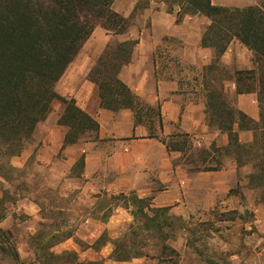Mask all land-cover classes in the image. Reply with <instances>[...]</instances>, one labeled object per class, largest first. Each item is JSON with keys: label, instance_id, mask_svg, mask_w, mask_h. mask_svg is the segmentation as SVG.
<instances>
[{"label": "crops", "instance_id": "crops-1", "mask_svg": "<svg viewBox=\"0 0 264 264\" xmlns=\"http://www.w3.org/2000/svg\"><path fill=\"white\" fill-rule=\"evenodd\" d=\"M212 2L236 8L254 3L253 0ZM131 11L124 17L128 18ZM142 17L145 20H141V26L131 25L124 34H114L97 26L55 86L60 96L74 99L80 109L98 122L99 131L87 132L76 143L64 146L68 128L59 124V119L65 105L55 101L47 119L38 124L33 135L35 141H29L20 155L12 157L11 165L21 170L34 160L33 164L44 174L48 185L58 188L64 196L73 192L87 196L91 198L92 206L103 196H136L147 200L151 208H167L170 215L183 220H203L213 211L237 208L235 204L239 197L231 190L244 184L241 176L248 177L254 171L252 165L239 166L235 157L217 169L206 170L204 165L194 170L186 163L184 150L167 146L181 144L176 138L183 134L191 137L197 146L205 145L207 149L220 139L223 146L229 143L227 134L209 124L204 101L187 97V86L181 83V77H177L182 68L174 72L172 61L164 66L161 61L171 56L167 51L163 54L165 38L168 42L165 48H170L171 41L180 42L181 60L210 63L214 52L202 46V38L211 20L197 14L187 15L177 23V16L168 11L165 3L158 2L152 3ZM130 40H136L137 44L130 63L123 66L119 78L141 99L143 108L140 111L109 110L101 105L98 86L89 79V74L113 41ZM252 59V51L236 39L222 57L225 65L235 63L239 70L252 69ZM235 89L233 83V88L227 87V92L239 109L251 119L259 120L257 95L236 94ZM239 138L241 143H250L254 131L240 130ZM205 164L216 167L209 160ZM26 200L21 211L41 220L38 203L29 198ZM256 206L260 211L259 205ZM133 210L129 202L125 207L118 205L107 222L99 218L88 221L96 240L109 229L111 237L106 244L113 246L112 253L116 240L113 233L119 232L118 228L124 223L135 221ZM141 258L113 262L142 264ZM232 259L236 262L238 257Z\"/></svg>", "mask_w": 264, "mask_h": 264}, {"label": "trees", "instance_id": "trees-1", "mask_svg": "<svg viewBox=\"0 0 264 264\" xmlns=\"http://www.w3.org/2000/svg\"><path fill=\"white\" fill-rule=\"evenodd\" d=\"M114 2L0 0V178L4 181H12L11 175L17 170L11 165V158L22 153L38 124L51 113L55 101L65 105L59 119V124L68 128L64 146L76 143L87 132L99 131L98 122L80 109L74 99L60 96L55 86L97 26L114 34L128 31L130 21L113 9ZM178 6L177 23L187 15L197 14L211 20L202 38V46L214 52L213 61L204 66L202 72L207 119L211 126L228 135L229 143L225 147L236 148L238 165H253L249 183L261 190L264 202V0L242 9L218 6L212 0H179ZM235 39L252 51V69H233L231 72L221 62ZM136 44V40H130L118 43L115 48L109 45L89 74V79L98 86L101 105L106 109L140 111L143 108L141 99L119 78L123 66L131 61ZM228 81L235 84L236 94L257 95L259 120L251 119L237 107L227 92ZM245 129L254 131L250 143L240 142L239 131ZM183 136L188 137L187 134ZM184 144L167 146L185 151ZM200 168L195 166L193 169ZM215 168L218 167L205 166L206 170ZM130 197L135 205L140 204L137 211L133 210L135 220L142 219L145 230L153 231L155 228L157 233H163L165 222L161 217H167L169 210L151 208L147 200ZM7 214V202L2 196L0 222ZM167 237L165 235V239ZM114 244L112 258L115 261L146 256L139 251L132 253L126 239L115 240ZM53 246L49 244L36 249L41 264H104L103 259L81 260L76 252L56 254L51 250ZM164 250L178 256L169 246H164ZM0 254L11 255L19 261L10 234L1 226Z\"/></svg>", "mask_w": 264, "mask_h": 264}, {"label": "rangeland", "instance_id": "rangeland-1", "mask_svg": "<svg viewBox=\"0 0 264 264\" xmlns=\"http://www.w3.org/2000/svg\"><path fill=\"white\" fill-rule=\"evenodd\" d=\"M261 1L263 0H253V5ZM155 2L165 3L168 11L177 16L179 0H115L113 9L122 16L132 9L127 18L130 26H141L145 20L142 15ZM147 28L149 29V23ZM163 40V54L167 51L171 56L162 59V65H169L172 61L174 72L182 68V73L177 74V77H181V83L187 86V97L203 100V67L209 65L214 56L207 64L185 62L179 57L180 42L171 41L168 44L170 48H165L168 42L165 38ZM118 43L113 41L111 47L115 48ZM221 62L223 63L222 60ZM227 67L231 72L236 69L235 63ZM226 86L232 89L233 82L228 81ZM176 139L181 140L182 144L187 142L183 145L185 161L193 168L207 166L205 162L208 160L213 166L220 167L233 161L236 156V148L232 146L226 149L221 139L208 149L205 145L197 146L191 137L179 136ZM33 140L35 141L34 138L31 141ZM33 162L31 160L27 167L15 171L10 182L0 178V197H5L8 208L7 217L0 222V226L8 231L19 254V261L11 255L0 254V264H41L37 259L36 249L49 244H54L51 250L56 254L76 252L81 260L103 258L104 264H116L112 258L113 246L106 244L111 237L109 229H105L102 238L97 241L88 221L99 218L107 222L118 205L125 207L130 202L134 211H137L140 204L135 205L130 196L124 198L120 195L111 198L103 196L92 206L91 198L77 192L64 196L58 188L48 185L44 174L37 170ZM241 180L244 184L231 190V193L239 197L238 204H235L237 208L213 211L206 214L203 220H183L168 213L167 217H161V221L165 222L163 233H157L155 228L153 231L145 230L142 219L133 220L121 225L119 232L113 233V237L116 240H128L132 253L139 251L146 254L141 258L142 264H235L264 247L262 192L250 185L249 176L242 175ZM27 198L38 203L41 220L21 211ZM256 205H259L260 211ZM68 235L72 236L66 239ZM165 235H168L166 239ZM164 246L175 250L178 256L170 250L165 251ZM233 256L238 257L236 262L232 261Z\"/></svg>", "mask_w": 264, "mask_h": 264}, {"label": "built area", "instance_id": "built-area-1", "mask_svg": "<svg viewBox=\"0 0 264 264\" xmlns=\"http://www.w3.org/2000/svg\"><path fill=\"white\" fill-rule=\"evenodd\" d=\"M235 264H264V247L256 250L245 259H240Z\"/></svg>", "mask_w": 264, "mask_h": 264}]
</instances>
